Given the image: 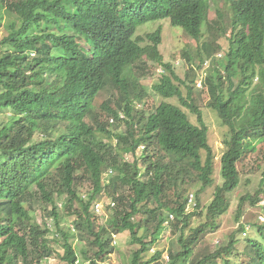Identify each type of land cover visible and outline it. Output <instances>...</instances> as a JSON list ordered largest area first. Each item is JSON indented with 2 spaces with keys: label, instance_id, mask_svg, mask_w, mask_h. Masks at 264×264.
Listing matches in <instances>:
<instances>
[{
  "label": "trees",
  "instance_id": "obj_1",
  "mask_svg": "<svg viewBox=\"0 0 264 264\" xmlns=\"http://www.w3.org/2000/svg\"><path fill=\"white\" fill-rule=\"evenodd\" d=\"M225 3L229 20L218 11L220 20L209 23L207 0H0V28L2 10L19 22L0 39V108L14 114L0 127V264H42L52 257V222L63 239L64 264H76L79 253L89 264L104 262L115 250L113 236L124 231L138 245L131 264H160L162 251L149 259L144 255L160 239L169 216L179 250L168 251L166 264H218L221 259L238 264L232 261L236 239L202 257L196 252L217 226L210 221L229 208L228 194L239 185L238 162L264 143V0ZM165 19L196 41L206 26L212 39L201 43L198 69L221 50L216 37L230 29L227 52L211 61L198 88V93L205 90L207 106L228 127L229 137L220 159L222 183L205 207V222L195 228L190 224L201 216L200 201L186 210L187 186L193 179L202 188L210 186L214 163L194 95L195 73L186 82L163 61L160 28L147 34L150 44L144 46L135 36L138 26ZM143 56L164 69L152 91L176 98L179 105L162 100L152 110L136 109L149 94L134 70L146 64ZM107 87L116 93L115 105L104 103L102 109L123 121L124 131L87 121ZM183 107L196 115L198 125ZM105 137L115 138L116 145ZM85 180L91 189L81 195L78 185ZM262 192L255 199L245 195L242 202L254 204ZM64 194L76 235L85 241L79 253L70 241L74 235L60 228L56 201ZM103 198L110 199L112 214L97 225L95 205ZM35 200L51 206L44 208L48 221L35 220ZM254 225L263 241L247 239L242 255L249 264H264V223Z\"/></svg>",
  "mask_w": 264,
  "mask_h": 264
},
{
  "label": "rangeland",
  "instance_id": "obj_2",
  "mask_svg": "<svg viewBox=\"0 0 264 264\" xmlns=\"http://www.w3.org/2000/svg\"><path fill=\"white\" fill-rule=\"evenodd\" d=\"M208 12H207V21L209 23L217 19L218 11L222 13L223 20L228 21L231 16L229 6L225 3V0H207ZM2 26L0 28V39H2L7 34V29L9 25L15 22L16 25L19 24L17 17L14 14L4 12L2 10ZM158 28L161 29V43L159 45V52L163 57V61L170 63L175 71V73L181 78L185 79L186 82H190V78L193 77L192 72L195 73V86L197 90L195 92V99L199 108L202 112L203 120L208 127V141L211 146L213 153V173L212 179L213 183L210 186L202 188V184L193 179V183L187 186L186 195L188 196L187 211H193L196 198L200 201V211L201 216H195L192 219L190 224L191 228H195L198 225L202 224L206 220L205 216V207L212 200L214 195L215 187L218 184L222 183L221 178V156L226 149L224 144L225 139L229 137L228 127L225 126L217 113L207 106L206 102L208 100L207 94L203 89L201 93L199 92L200 81L203 77L206 76V72L211 66V61H215L222 57L227 49L229 48V35L230 29L226 34H219L216 37V43L221 46V50L216 52L212 59H207L202 64L200 69L197 68V65L200 63L202 56H200V47L203 41L211 40L212 37L209 32L206 30V26L203 27V37L196 41L191 36H189L181 27H174L170 24L169 20H160L148 22L146 24L140 25L137 28L135 36H140L143 38L141 45L150 44L147 34L156 31ZM240 32H242L240 30ZM145 63L140 64L134 70L141 78L142 83L144 84L145 89L149 93L145 98L143 103L136 105V109L140 110H152L156 105H158L162 100L178 104L176 98L172 99H163L158 94H155L151 86L158 82L159 78L163 74L159 64L149 60L146 56H143ZM194 68V69H193ZM193 69V71H190ZM187 72H190V76L187 77ZM184 94L186 92L184 91ZM114 98V99H113ZM116 98V93L111 88L107 87L101 91L94 102L93 110L90 112L87 121L94 123L95 119L102 121V123H110L108 126L112 129L113 132H121L125 130V123L123 121H115L114 118L109 115L107 111L102 109V105L107 103L111 107H114ZM113 99V100H112ZM111 100V103L108 101ZM183 110L188 114L189 119L192 123L198 125L196 115L192 114L188 109L183 107ZM14 114L11 110L0 108V127L11 119ZM120 117H124L123 114H120ZM94 121V122H93ZM114 125H117L115 127ZM58 127H63L62 125H57ZM38 133L35 138H38ZM105 141H110L113 145H116V139L113 137H105ZM256 148L253 151H250L246 156L240 160L237 164L239 169V185L228 194L229 197V208L222 215L211 220V223L216 224L214 231L208 232L205 237L199 243L196 252L199 257H202L204 254L213 252L219 247L227 245L232 239H236L234 253L232 255V261L238 264H249L247 263L246 256L242 255V251L246 247L247 239L263 241L262 237L259 234L257 226L254 223H264V193L258 195V201L256 203H251L249 199L242 202V197L249 195L256 198V192L258 190L264 191V160L262 158V150H264V143H257ZM143 148L140 147L137 150V154H140ZM119 151V148L117 147ZM205 152H202L203 158L205 157ZM127 158L132 160L131 156L128 155ZM108 170V169H107ZM105 170L103 173V179L107 178L109 170ZM78 189L81 195H85L90 189L91 184L89 181H82L78 185ZM201 191L196 196L198 190ZM192 195V196H191ZM67 199V195L64 194L60 198H57L56 205L59 207V212L61 215L60 219V228L65 231H70L74 236L70 238L73 246L79 253V249L85 246V241L81 240L76 235V230L73 228V219L74 216L67 213V210L64 208V203ZM191 199V200H190ZM110 199L103 198L100 202V211L96 213L97 215V225L103 224L107 218L112 214L111 209L108 208V203ZM241 207L239 208V204ZM60 204V206H59ZM63 205V206H61ZM50 210L51 206H47L45 203L33 201L32 215L38 223H43L48 221L50 218L47 216L45 209ZM111 207H113L111 205ZM240 211V213H239ZM165 214L167 212L165 211ZM240 214L239 217L237 215ZM49 218V219H48ZM172 217L169 216L168 221H166V228L163 230V233L160 239L156 244L144 255V259L151 258L156 250L162 251V256L159 260L160 264H166L168 260V251L173 248L179 250V245L177 244V234H172L168 222H170ZM213 221V222H212ZM53 229V234H49L51 246L53 247L52 257L45 259L42 264H64L61 259L63 254L62 242L63 239L61 236L54 233L56 228L51 224ZM143 231L141 230L140 233ZM112 245L115 250L113 253L109 254L104 262L99 264H131L133 250L138 247L137 244L132 243L130 233L128 231L115 234L113 236ZM93 252L90 253L92 255ZM78 261L76 264H89L88 261H83L80 253L78 254ZM244 258V259H243ZM243 259V260H242ZM218 264H224L222 259L218 260Z\"/></svg>",
  "mask_w": 264,
  "mask_h": 264
},
{
  "label": "built area",
  "instance_id": "obj_3",
  "mask_svg": "<svg viewBox=\"0 0 264 264\" xmlns=\"http://www.w3.org/2000/svg\"><path fill=\"white\" fill-rule=\"evenodd\" d=\"M111 172V171H110ZM192 196V195H191ZM191 200V199H190ZM59 206H60V204H59ZM95 210L97 211V212H99L100 211V205L99 204H97V205H95ZM172 217V216H171ZM50 223V222H49Z\"/></svg>",
  "mask_w": 264,
  "mask_h": 264
}]
</instances>
